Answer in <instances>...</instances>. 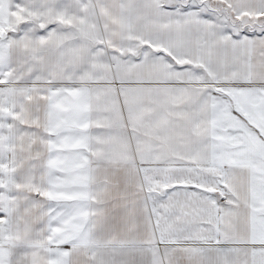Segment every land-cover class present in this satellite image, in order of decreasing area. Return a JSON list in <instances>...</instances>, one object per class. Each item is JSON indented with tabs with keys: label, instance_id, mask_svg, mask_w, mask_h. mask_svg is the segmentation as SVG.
I'll return each instance as SVG.
<instances>
[{
	"label": "snow or ice",
	"instance_id": "snow-or-ice-1",
	"mask_svg": "<svg viewBox=\"0 0 264 264\" xmlns=\"http://www.w3.org/2000/svg\"><path fill=\"white\" fill-rule=\"evenodd\" d=\"M0 264H264V0H0Z\"/></svg>",
	"mask_w": 264,
	"mask_h": 264
}]
</instances>
